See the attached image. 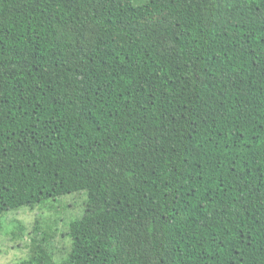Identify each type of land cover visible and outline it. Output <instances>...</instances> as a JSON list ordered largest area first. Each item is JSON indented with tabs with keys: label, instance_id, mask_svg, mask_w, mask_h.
<instances>
[{
	"label": "trees",
	"instance_id": "1",
	"mask_svg": "<svg viewBox=\"0 0 264 264\" xmlns=\"http://www.w3.org/2000/svg\"><path fill=\"white\" fill-rule=\"evenodd\" d=\"M77 192L15 264H264V0H0V214Z\"/></svg>",
	"mask_w": 264,
	"mask_h": 264
},
{
	"label": "rangeland",
	"instance_id": "2",
	"mask_svg": "<svg viewBox=\"0 0 264 264\" xmlns=\"http://www.w3.org/2000/svg\"><path fill=\"white\" fill-rule=\"evenodd\" d=\"M61 198L38 204L34 208L23 206L0 214V264H15L30 257V237L38 219L48 231L53 227L57 230L53 241V250L56 254L54 260L60 262L66 258V251L70 250L72 240L68 237V243L61 236L64 221L67 219L69 224L84 213L87 194L77 192ZM65 198L70 199L71 203L64 208L65 204H68ZM77 207L82 208V211L76 212L74 208ZM56 219H58L57 222ZM20 223L23 225L22 230Z\"/></svg>",
	"mask_w": 264,
	"mask_h": 264
}]
</instances>
